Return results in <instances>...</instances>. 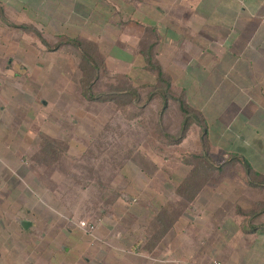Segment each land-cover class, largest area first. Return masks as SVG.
Here are the masks:
<instances>
[{
  "label": "crops",
  "instance_id": "0c3cea01",
  "mask_svg": "<svg viewBox=\"0 0 264 264\" xmlns=\"http://www.w3.org/2000/svg\"><path fill=\"white\" fill-rule=\"evenodd\" d=\"M0 8L14 27L0 26V76L11 79H0V208H40L37 175L25 158L34 126L23 114L26 103L29 116H39V100L24 101L19 76L25 46L37 44L25 40L24 26L112 46L128 59L135 46H154L172 88L205 119L211 147L244 158L264 179V0H0ZM120 209L103 211L96 227L97 264H264V208ZM157 214L166 229L156 243L147 229Z\"/></svg>",
  "mask_w": 264,
  "mask_h": 264
},
{
  "label": "rangeland",
  "instance_id": "374dc122",
  "mask_svg": "<svg viewBox=\"0 0 264 264\" xmlns=\"http://www.w3.org/2000/svg\"><path fill=\"white\" fill-rule=\"evenodd\" d=\"M10 23L0 8V26ZM31 30L24 38L37 46H25L29 51L19 76L24 101L32 100V95L39 100L38 105L34 101L39 116L30 117L26 103L23 114L24 124L34 126L29 129L32 148L25 158L37 175L40 208H0V224L7 223L4 229L0 226L3 264H97L96 228L85 231L88 228L69 225V220L97 227L105 212L113 213L111 208H264V179L248 175L239 158L209 143L208 161L224 165L216 168L194 201L176 194L192 169L182 159L201 150L204 128L195 124L183 142L170 143L181 134L184 120L171 97L182 90L172 88L167 102L156 91V77L141 52L146 46H135L130 59L112 51V46H91L90 57L84 59L75 46L49 49L59 41L57 36L40 34L45 42ZM10 57L8 53L2 67ZM90 66L98 68L97 76L90 77ZM4 76L0 79L8 83L11 79ZM88 80L93 81V95L109 93L116 101L87 99ZM130 89L136 91L135 100L119 93ZM43 134L54 139L55 153L41 150ZM21 220L33 224L26 230ZM63 246H71L73 252Z\"/></svg>",
  "mask_w": 264,
  "mask_h": 264
},
{
  "label": "trees",
  "instance_id": "16d2710c",
  "mask_svg": "<svg viewBox=\"0 0 264 264\" xmlns=\"http://www.w3.org/2000/svg\"><path fill=\"white\" fill-rule=\"evenodd\" d=\"M25 28L32 29L39 35V37L42 39V41H45L43 37L40 35V33L32 26H24ZM46 42V41H45ZM47 46H49L48 43H46ZM65 44H71L82 51L83 58L90 57V52L92 51V48H96V45L89 41H85L82 39H70V38H60L57 44L53 47H48L49 49H55L59 46L65 45ZM91 46H94L91 48ZM143 54L147 57V69H149L151 72L155 74L156 77V91L162 92L166 98V102L168 101V95L172 92V84H171V77L169 74L164 70L161 63L157 60L156 54L154 52V46H147L146 50L143 51ZM88 71V70H87ZM89 74L90 77H95L98 74V68H94L90 66L89 68ZM84 77V76H83ZM89 75L87 76V78ZM88 92L86 93V98L89 100H101V101H109L114 102L116 101V97L113 95L111 96L109 93L101 94V95H93L91 93V85L93 83L92 80H88ZM86 84V83H85ZM131 90V89H130ZM122 95H128L130 99L132 97L137 98L136 91L134 89L129 91L127 93L126 91L119 92ZM176 95V96H175ZM172 95L171 98L176 100L179 104L180 110L184 116L183 124H182V131L181 134L175 139L173 138L170 142L173 144H179L181 143L185 137L186 132H188L189 128L195 124L199 125L201 128H204L201 131V150L199 152H193L189 156H184L182 159L185 164L192 165V169L189 172V174L185 177V179L182 181V183L176 188V194L185 197L189 201H194L198 194L203 190V188L208 184L210 177L212 176L213 172L216 170V168H222V165H215L213 162L208 161L209 160V152H208V132L207 127L205 123V119L202 117V115L194 110L190 104L186 101L184 91H178V95L175 94ZM134 98V100H135ZM133 101V100H132ZM170 137V136H168ZM40 141L43 142L41 145V150L45 152V154L50 155L51 153H55V141L52 139V137H49L47 135H41ZM237 158L239 156H236ZM204 159V161H203ZM195 160V161H194ZM204 162V166L201 167L200 163ZM242 162L244 163V166L246 170L248 171V175H258L256 171L252 168V166L244 159L242 158ZM260 176V175H259ZM163 215V214H162ZM160 214L156 215L155 222L150 225L147 229V234L151 236V239L153 237V240L155 242H159V237L164 234V231L166 229L165 226H161L162 220ZM161 226V227H159Z\"/></svg>",
  "mask_w": 264,
  "mask_h": 264
},
{
  "label": "built area",
  "instance_id": "2783aa9c",
  "mask_svg": "<svg viewBox=\"0 0 264 264\" xmlns=\"http://www.w3.org/2000/svg\"><path fill=\"white\" fill-rule=\"evenodd\" d=\"M263 21H264V19H263ZM81 226H82V227H86V228H88V230H89V229H90V230H95V228H96V226H95L94 224H87L86 222H82V223H81ZM188 264H223V262L220 261V260H213V261H211V262H209V263L190 262V263H188Z\"/></svg>",
  "mask_w": 264,
  "mask_h": 264
},
{
  "label": "water",
  "instance_id": "95a60500",
  "mask_svg": "<svg viewBox=\"0 0 264 264\" xmlns=\"http://www.w3.org/2000/svg\"><path fill=\"white\" fill-rule=\"evenodd\" d=\"M126 197H127V199H130L129 196H126ZM134 199H135L134 197L131 198V200H134ZM21 224L27 229L30 227L31 222L29 220H21Z\"/></svg>",
  "mask_w": 264,
  "mask_h": 264
}]
</instances>
